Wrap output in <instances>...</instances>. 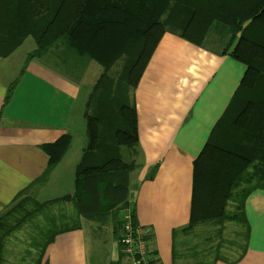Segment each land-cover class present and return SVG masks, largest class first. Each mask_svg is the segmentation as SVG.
<instances>
[{
	"label": "trees",
	"instance_id": "obj_1",
	"mask_svg": "<svg viewBox=\"0 0 264 264\" xmlns=\"http://www.w3.org/2000/svg\"><path fill=\"white\" fill-rule=\"evenodd\" d=\"M165 33L245 66L230 104L192 163L188 224L172 233L188 239L183 248L174 243L172 261L235 264L243 257L249 236L245 201L264 189V0H0V59L31 39L34 48L22 73L62 41L100 68L84 105L86 144L73 192L38 202L31 191L45 185L69 149L67 134L40 146L48 157L46 170L0 214V264H47L45 252L55 238L83 227L116 243L112 264H122L124 214L138 226L128 196L138 148L134 93ZM16 83L7 87L5 102ZM227 225L234 228L230 241L224 240ZM198 227L210 228L211 235L201 238ZM21 231L27 248L15 253L10 239L21 240L15 236ZM145 240L151 241L149 233ZM224 244L238 249L233 259L219 254Z\"/></svg>",
	"mask_w": 264,
	"mask_h": 264
},
{
	"label": "crops",
	"instance_id": "obj_2",
	"mask_svg": "<svg viewBox=\"0 0 264 264\" xmlns=\"http://www.w3.org/2000/svg\"><path fill=\"white\" fill-rule=\"evenodd\" d=\"M92 64L60 41L28 62L22 73L20 68L17 78L8 82L0 79V214L46 170L48 157L40 146L67 134L72 140L74 127L83 121L90 92L85 98L80 96L84 77L100 72ZM244 73L245 66L230 57L165 33L140 77L134 93L138 148L129 174L128 196L135 207L137 225L151 235L150 252L156 264H174V243L183 248L188 239L179 234L172 238V233L188 224L192 163ZM15 79L17 83L5 102L7 87ZM69 151L70 146L45 185L31 188L35 198L54 176L57 179ZM244 214L249 227L247 248L235 264H264V189L248 196ZM112 248L108 264L117 261L116 243ZM43 261L87 264L82 231L57 236ZM175 264L194 263L178 259Z\"/></svg>",
	"mask_w": 264,
	"mask_h": 264
},
{
	"label": "rangeland",
	"instance_id": "obj_3",
	"mask_svg": "<svg viewBox=\"0 0 264 264\" xmlns=\"http://www.w3.org/2000/svg\"><path fill=\"white\" fill-rule=\"evenodd\" d=\"M33 48H34L33 41L31 39H26L24 43L17 50H15V54L12 57H10L11 56L10 55L8 56L10 57L8 60L6 59L4 61H1L0 69L2 68V70L0 71V79L3 81L5 80L6 82L14 79V77L17 76L19 69L23 66V62L26 54L30 52ZM92 66H94V68H96L97 70H100L98 65L92 64ZM97 73L92 72L84 77L83 87L80 93L81 97L85 98L86 94L88 93V90L91 91L92 85L95 82L94 76H98L100 72L97 71ZM73 131L74 132L72 134L73 136L70 143V151H69L70 157H68L66 163L63 164L57 179H54L55 177L54 176L52 178V181L39 191L36 197V200L38 202L57 199L64 195H69L73 192L74 170L76 166L75 164L78 162L82 150L84 149L86 144L84 120L80 121V124L75 126ZM200 229H203L201 238L204 239L211 235L212 231L210 228L200 227ZM233 229L234 228L231 225L226 226V230L224 232L225 241H230L233 239L234 237ZM81 231L85 242L86 263L108 264L110 256L114 254L112 248L113 242L101 236L99 237L91 236V233L85 227H83ZM15 236L16 238L21 240L18 241L15 240L14 238H11L10 239L11 245L10 247L9 246L8 247L15 253H17V251L18 252L20 251L22 253L27 248L26 242L24 241L26 239V235L21 231L20 233L15 234ZM213 239L214 240L212 244L211 243L210 244L211 247L213 246L214 248L216 246L217 239L216 238ZM104 241L107 242L105 243ZM199 250H203V249L200 248ZM237 253H238V249L235 250V248H229L228 244H224L221 251L219 252V254H221L222 257L228 259H233ZM211 256H213L212 253L208 255L207 258L209 259ZM122 264H125V262L122 261Z\"/></svg>",
	"mask_w": 264,
	"mask_h": 264
},
{
	"label": "built area",
	"instance_id": "obj_4",
	"mask_svg": "<svg viewBox=\"0 0 264 264\" xmlns=\"http://www.w3.org/2000/svg\"><path fill=\"white\" fill-rule=\"evenodd\" d=\"M123 236L121 244L125 264H150V244L145 240L148 231L139 226L133 228L127 213L123 216Z\"/></svg>",
	"mask_w": 264,
	"mask_h": 264
}]
</instances>
